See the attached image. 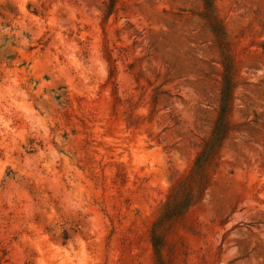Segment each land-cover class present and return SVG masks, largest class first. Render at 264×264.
<instances>
[{
	"label": "rangeland",
	"instance_id": "1",
	"mask_svg": "<svg viewBox=\"0 0 264 264\" xmlns=\"http://www.w3.org/2000/svg\"><path fill=\"white\" fill-rule=\"evenodd\" d=\"M0 0V264H158L150 229L217 114L200 0ZM236 76L163 264H264V0H213Z\"/></svg>",
	"mask_w": 264,
	"mask_h": 264
},
{
	"label": "trees",
	"instance_id": "2",
	"mask_svg": "<svg viewBox=\"0 0 264 264\" xmlns=\"http://www.w3.org/2000/svg\"><path fill=\"white\" fill-rule=\"evenodd\" d=\"M203 6L201 17L214 36L220 53V87L218 96L217 114L213 121L210 133L201 149L196 153L192 165L186 175L175 181L170 193L162 204L159 215L153 221L150 229V242L158 264L161 260V238L157 237L156 230L163 224L182 215L190 206L199 202L206 187L209 185L207 165L218 151L223 139L230 130V111L232 108L233 89L235 87L236 67L230 51L224 29L217 17L213 0H200ZM114 0L107 2L110 12Z\"/></svg>",
	"mask_w": 264,
	"mask_h": 264
}]
</instances>
